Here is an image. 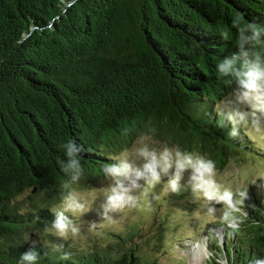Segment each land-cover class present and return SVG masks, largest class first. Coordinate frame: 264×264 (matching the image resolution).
<instances>
[{
  "label": "trees",
  "instance_id": "16d2710c",
  "mask_svg": "<svg viewBox=\"0 0 264 264\" xmlns=\"http://www.w3.org/2000/svg\"><path fill=\"white\" fill-rule=\"evenodd\" d=\"M247 24L264 29V0H0V264H18L33 244L39 264H159L143 255L134 225L83 253L22 237L45 234L65 194L69 141L81 149L77 187L105 176L111 157L149 127L219 168L229 155H259L246 130L230 135L215 110L235 87L215 65ZM244 207L231 239H211L206 264L264 260V200L255 193Z\"/></svg>",
  "mask_w": 264,
  "mask_h": 264
},
{
  "label": "clouds",
  "instance_id": "9594fccd",
  "mask_svg": "<svg viewBox=\"0 0 264 264\" xmlns=\"http://www.w3.org/2000/svg\"><path fill=\"white\" fill-rule=\"evenodd\" d=\"M227 39L228 32L223 33ZM264 44V29L252 24L238 25V38L234 41L235 51L231 55L221 58L215 65L218 79L227 85L234 84L231 99H224L216 107L221 123L229 126L230 135L239 134L242 127H246L250 120L254 126L260 121L252 119L264 116V52L258 51V46ZM127 129L124 133L127 134ZM155 128L149 127L137 135L130 147H126L111 157V163L103 168V173L109 179L104 193V216L127 206L138 203L136 191L142 186H155L164 181L171 193H179L182 180L189 173L188 182L191 191L198 199L227 202L229 193H221L216 180V165L204 155L188 151L178 144L167 141L157 142ZM159 143V146H155ZM66 160L62 162V169L66 181L62 187L65 194L60 205L51 209L53 218L44 225L45 235H51L62 241L74 240L81 232L77 219L89 210L88 199L78 189L84 177V168L79 158L80 147L73 141L64 145ZM25 242L32 238V234H25ZM45 247L51 251L62 253L64 245L53 243L47 239L43 241ZM41 253L33 244L24 251L18 259V264H39ZM62 259L69 255L63 253ZM264 264V260L257 261Z\"/></svg>",
  "mask_w": 264,
  "mask_h": 264
},
{
  "label": "rangeland",
  "instance_id": "374dc122",
  "mask_svg": "<svg viewBox=\"0 0 264 264\" xmlns=\"http://www.w3.org/2000/svg\"><path fill=\"white\" fill-rule=\"evenodd\" d=\"M231 98V96L227 97V99ZM252 119L259 120V126H254L250 120L249 124L243 128L254 141V146L258 148L256 151L260 152L259 155L245 153L229 155L228 164L224 169L219 168L215 162L216 180L220 192L229 193L227 202L198 199L191 191L188 182L189 173H186L179 193L168 191L164 184L167 180L165 177L164 181L158 185H145L138 189L135 193L138 203L135 206L110 212L105 217L102 206L104 193L110 181L102 176L78 187L88 199L90 210L77 219L81 232L74 240L62 241L56 237L52 240L45 234L28 232L32 234L28 242L43 243L47 239L53 243H62L68 248H74L72 251L77 253H83L93 251L96 247L104 249L114 245L117 234L126 232L134 225L140 230V235L135 242L145 249H142L144 256H152L159 264H206L211 255H216L212 253L211 239L214 243L217 236L223 243L230 238L228 235L230 229L239 227L242 221L235 217L237 212L245 213L244 206L250 204L255 193L262 196L264 200V116ZM156 141L164 140L156 138ZM174 144L180 146L179 143ZM155 146L158 147L159 143ZM185 150L199 153L208 159L213 157L196 149L186 148ZM160 228H162L163 238L157 241L156 232ZM111 234H113L112 237ZM231 235L235 238L234 232ZM215 245L216 243L214 247ZM197 246L206 255L202 263H192L190 260L194 256L192 249Z\"/></svg>",
  "mask_w": 264,
  "mask_h": 264
},
{
  "label": "bare ground",
  "instance_id": "6f19581e",
  "mask_svg": "<svg viewBox=\"0 0 264 264\" xmlns=\"http://www.w3.org/2000/svg\"><path fill=\"white\" fill-rule=\"evenodd\" d=\"M192 253L194 255L192 258H190L192 263H196V262L202 263L203 261H205L206 255H205L204 251L199 249L198 246L192 249Z\"/></svg>",
  "mask_w": 264,
  "mask_h": 264
}]
</instances>
